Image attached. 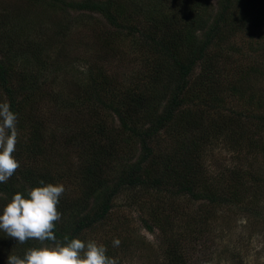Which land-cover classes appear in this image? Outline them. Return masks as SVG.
Wrapping results in <instances>:
<instances>
[{
	"label": "trees",
	"instance_id": "1",
	"mask_svg": "<svg viewBox=\"0 0 264 264\" xmlns=\"http://www.w3.org/2000/svg\"><path fill=\"white\" fill-rule=\"evenodd\" d=\"M37 1L0 3V14L11 15L9 30L0 26V40L13 36L0 41V102L17 113L20 134L14 153L20 168L0 184V210L40 180L63 183L65 193L77 195L60 198L57 237L89 234L118 259L139 242L120 215L123 196L139 211L142 227L161 234L166 264H190L189 240L202 236L225 206L259 215L264 170L253 165L264 161V92L252 82L264 81V67L246 63L225 83L218 61L233 48L224 51L225 40L264 25L263 0H42L49 8L84 11L95 23L96 59L86 83L67 92L52 88L61 69L41 56L38 44L30 46L40 53L39 72L28 68V53L15 48L16 37L30 38L26 23ZM134 14L146 17L134 23ZM124 35L137 50L130 58L120 42ZM115 54L141 68L113 72L106 64ZM221 145L236 153L235 164L214 154ZM114 238L119 247L112 246ZM32 246L38 242L19 244L0 231V264Z\"/></svg>",
	"mask_w": 264,
	"mask_h": 264
},
{
	"label": "rangeland",
	"instance_id": "2",
	"mask_svg": "<svg viewBox=\"0 0 264 264\" xmlns=\"http://www.w3.org/2000/svg\"><path fill=\"white\" fill-rule=\"evenodd\" d=\"M214 1L212 0V2ZM25 2L26 0H0V3H7L8 7H14L17 3ZM35 4L33 7L37 10L28 16L26 23L27 30L32 31L28 33L30 38L16 37V50L24 54L28 53L26 61L28 68L39 72L37 67L40 66L39 63L41 62L40 53L38 55L33 54L30 46L31 42H35L43 52L41 56L50 63L57 62L58 68L61 69L58 71L61 77H58L57 83L52 84V88L64 90L69 86L72 90L79 89L86 83L84 80L87 79V68L92 66V61L96 59L97 49L94 48V43L97 42V38L91 30L92 25H95L93 19H90L91 16L84 11L64 10L59 7L49 8L46 1L39 0ZM259 5H261L260 2ZM176 10L174 8V11ZM144 15L134 14L133 22L138 23L146 17ZM43 16L44 19H42ZM10 18V13L0 14V26L6 32L11 25ZM12 37L5 35L0 41L4 42ZM123 38L124 40L120 39L122 44L125 43L122 49L130 53L127 55L130 58L137 50L130 46L129 42L132 41L130 37L124 35ZM222 46L224 51L231 46L233 47L224 59L218 61L220 68L218 76L225 83H229L232 78L238 76L246 63V65L264 67V25L259 29L237 33L225 40ZM110 60L111 62L109 61L106 67H110L112 63L113 68L111 70L113 72L120 73L123 70L130 71L135 67L141 68V62L136 61L134 67L128 60L124 63L118 61L119 56L116 54L111 56ZM200 70V66H197L196 71L200 72ZM45 74L49 73H43V75ZM65 75L67 83L64 81ZM252 87L255 90L259 88L264 92V81L260 82L259 80L257 83L253 81ZM42 108L41 113L45 117L48 115L49 118L51 114L48 108L45 106ZM76 117L78 118V115ZM252 122L251 119L246 124L250 126ZM58 130L59 127L55 131ZM57 145L62 148V140ZM221 147L222 149L218 148L214 154L226 160L229 165L235 164L238 160L236 153L223 147V145ZM67 149L72 154H76L79 150L75 147H67ZM242 153H248V150L245 149ZM253 166L264 170V161L262 158L257 159ZM64 195L68 199H73L76 198L77 192L68 191ZM124 200L126 201L123 196L117 200L118 208L121 210L120 215L130 221V229L136 239L139 238V242L128 244L127 249L120 252L119 264H166L161 255V234L158 231L156 233L146 231L140 222L139 211L126 205L127 201L124 202ZM260 205L258 216L243 213L235 206H225L223 210H220L219 217L208 226L205 233L195 240H189L186 245L190 253V264H264V201H260ZM69 215L70 213H66L65 220L74 222L76 217L69 219ZM88 236L89 234L84 240H87Z\"/></svg>",
	"mask_w": 264,
	"mask_h": 264
},
{
	"label": "clouds",
	"instance_id": "3",
	"mask_svg": "<svg viewBox=\"0 0 264 264\" xmlns=\"http://www.w3.org/2000/svg\"><path fill=\"white\" fill-rule=\"evenodd\" d=\"M18 115L8 102H0V184L7 181L20 168L15 158L19 142ZM66 191L63 183H45L27 190L17 191L0 210V231L25 244L34 240L39 246L29 247L23 256L9 254L6 264H119L118 259L107 254L108 249L95 239L83 240L56 235L61 220L58 211L60 198ZM121 240L114 238L113 247Z\"/></svg>",
	"mask_w": 264,
	"mask_h": 264
}]
</instances>
